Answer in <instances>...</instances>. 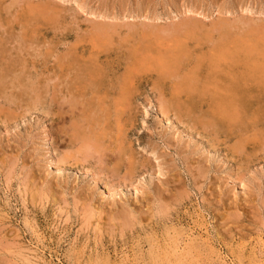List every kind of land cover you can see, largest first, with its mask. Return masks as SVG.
<instances>
[{
	"label": "rangeland",
	"instance_id": "obj_1",
	"mask_svg": "<svg viewBox=\"0 0 264 264\" xmlns=\"http://www.w3.org/2000/svg\"><path fill=\"white\" fill-rule=\"evenodd\" d=\"M0 264H264V0H0Z\"/></svg>",
	"mask_w": 264,
	"mask_h": 264
},
{
	"label": "bare ground",
	"instance_id": "obj_2",
	"mask_svg": "<svg viewBox=\"0 0 264 264\" xmlns=\"http://www.w3.org/2000/svg\"><path fill=\"white\" fill-rule=\"evenodd\" d=\"M191 12V11H190ZM91 13V12H90ZM94 13H96V12H94ZM90 15V14H89ZM92 17V16H91ZM5 26V25H4ZM84 47H85V45H84ZM93 47V46H92ZM85 52V51H84ZM80 53V52H79ZM84 54V53H83ZM102 57V56H101ZM92 61V60H91ZM215 65V64H214ZM108 66V65H107ZM79 68V67H78ZM199 68V67H198ZM125 69V68H124ZM105 70H107V69H105ZM124 71V70H123ZM77 72H78V70H77ZM108 72V71H107ZM107 72H106V74H107ZM102 75V74H101ZM108 75V74H107ZM216 75H218V74H216ZM67 76V75H66ZM131 76V75H130ZM206 76V75H205ZM133 77V76H132ZM204 77V76H203ZM195 76H191V75H189L188 76V78H187V81L185 82V83H189L188 85H189V87L187 86V88H191V87H193V85H194V83H195ZM60 80V79H59ZM64 80H66V78L64 79ZM17 81V80H16ZM99 81V80H98ZM117 81V80H116ZM197 81V80H196ZM18 82V81H17ZM89 84V83H88ZM58 86V85H57ZM191 91V90H190ZM58 168H56V170H57ZM134 224V223H133ZM172 226V225H171ZM99 229V228H98ZM192 237V236H191ZM190 237V238H191ZM181 243V242H180ZM170 246V245H169ZM180 247V246H179ZM196 251V250H195ZM178 252V251H177ZM256 257V256H255ZM97 262V261H96Z\"/></svg>",
	"mask_w": 264,
	"mask_h": 264
}]
</instances>
